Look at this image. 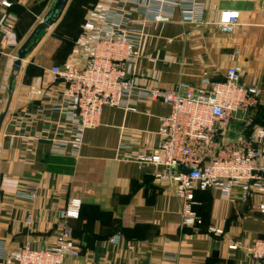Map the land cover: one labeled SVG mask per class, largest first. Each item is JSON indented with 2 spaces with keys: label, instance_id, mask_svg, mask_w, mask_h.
I'll return each mask as SVG.
<instances>
[{
  "label": "crops",
  "instance_id": "0c3cea01",
  "mask_svg": "<svg viewBox=\"0 0 264 264\" xmlns=\"http://www.w3.org/2000/svg\"><path fill=\"white\" fill-rule=\"evenodd\" d=\"M55 1L8 0L11 6L0 9V243L6 251L53 245L64 226L59 214L79 199L80 217L68 225L80 255L69 264H264L248 252L255 241L264 240V195L244 198L241 188L230 197L216 189L198 190L194 209L203 225L182 227L181 205L171 185L155 180L163 168H140L127 159L130 152L151 154L159 147L160 119L170 114L168 105L142 102L136 112L106 107L100 126L85 133L80 157L51 154L55 138L72 135L65 111L54 108L60 95H46L54 86L51 69L70 61L73 42L100 0H70L60 20L40 34L16 67L21 48ZM201 2L205 24L188 23L176 10L173 21L147 27L134 75L144 86L209 90L236 66L245 84L264 89V0ZM226 11L240 15L232 34L215 25ZM5 23L15 26L6 41ZM247 127L264 128V95L256 109L231 120L226 136L236 138ZM27 186L38 188L35 200L18 196ZM231 240L240 249L231 250Z\"/></svg>",
  "mask_w": 264,
  "mask_h": 264
},
{
  "label": "built area",
  "instance_id": "2783aa9c",
  "mask_svg": "<svg viewBox=\"0 0 264 264\" xmlns=\"http://www.w3.org/2000/svg\"><path fill=\"white\" fill-rule=\"evenodd\" d=\"M116 1L120 5L100 0L92 7L73 42L70 61L51 69L54 86L46 95H60L54 108L65 111L72 126L70 139L52 141L51 154L80 157L85 133L100 126L106 107L136 112L142 102H161L171 110L160 119L159 147L151 154L130 152L127 159L140 168H163L155 180L171 185L181 205L182 227L203 225L194 209L198 190L216 189L230 197L234 189L241 188L244 198L264 195V128L247 127L236 138L226 136L227 126L238 113L247 114L260 105L264 89L245 84L236 66L228 69L223 81L210 83L209 90L144 86L134 75L143 57L147 27L173 21L176 10L188 23L205 24L206 6L201 0ZM127 3L132 7H126ZM10 6L8 0H0V9ZM239 16L238 12H223L215 25L220 32L232 34ZM14 28L12 23L2 26L4 41ZM181 167L191 173L180 172ZM18 196L35 200L38 188L27 186ZM82 205L73 199L61 211L64 226L46 249L34 250L26 244L11 252L0 243V264H69V259L78 258L80 249L68 222L79 219ZM260 212L264 215V204ZM210 231L217 237L224 234L215 228ZM229 248L235 251L240 245L231 240ZM248 252L253 259L264 261V240L255 241Z\"/></svg>",
  "mask_w": 264,
  "mask_h": 264
},
{
  "label": "water",
  "instance_id": "95a60500",
  "mask_svg": "<svg viewBox=\"0 0 264 264\" xmlns=\"http://www.w3.org/2000/svg\"><path fill=\"white\" fill-rule=\"evenodd\" d=\"M70 0H56L52 9L46 16L44 22L38 26L36 31L31 35V37L28 39V41L25 43V45L21 48L19 54H18V59L15 63V66L20 68L22 66L23 60H25L30 53L33 51L34 46H36L37 41H38V36L41 31L46 30L47 28L53 26L56 24L60 18L62 17L68 3ZM33 43V47H29ZM179 171L185 174L191 173L190 170L185 169V168H179Z\"/></svg>",
  "mask_w": 264,
  "mask_h": 264
},
{
  "label": "rangeland",
  "instance_id": "374dc122",
  "mask_svg": "<svg viewBox=\"0 0 264 264\" xmlns=\"http://www.w3.org/2000/svg\"><path fill=\"white\" fill-rule=\"evenodd\" d=\"M43 31H44V30H43ZM43 31H41L40 34H42ZM40 34H39V36H40ZM39 36H38V41H39V38H40ZM38 41H37V42H38ZM29 47H33V43H32ZM34 47H35V46H34ZM27 58H28V57H27ZM27 58H26V59H27ZM26 59H25V60H26ZM23 61H24V60H23Z\"/></svg>",
  "mask_w": 264,
  "mask_h": 264
}]
</instances>
